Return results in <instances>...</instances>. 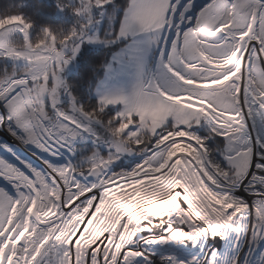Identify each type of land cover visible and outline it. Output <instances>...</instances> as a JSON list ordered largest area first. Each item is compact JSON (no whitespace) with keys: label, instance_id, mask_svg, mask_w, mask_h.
<instances>
[{"label":"snow or ice","instance_id":"1","mask_svg":"<svg viewBox=\"0 0 264 264\" xmlns=\"http://www.w3.org/2000/svg\"><path fill=\"white\" fill-rule=\"evenodd\" d=\"M114 3L80 0L73 12L84 23L67 33L43 26L33 35L36 24L24 14L0 15V59L13 61L0 69V105L21 142L55 156L86 134L99 141V125L114 149L108 157L94 152L86 167L49 163L46 171L0 159V179L17 193L0 189V264H156L153 245L172 249L162 250L159 264H204L182 246L233 234L237 244L249 235L253 246L264 242V141L257 158L248 127L264 123V0H211L195 22L188 16L194 0L179 16L173 0H129L119 32L93 36L92 10ZM172 29L178 35L169 48L163 40ZM141 34L165 48L159 78L141 79L131 96L80 103L63 74L81 48ZM127 56L143 75L142 50ZM4 121L0 114V127ZM204 121L229 141L228 169L192 132ZM134 152L149 155L131 172L108 175ZM89 176L94 183L83 182ZM246 181L258 203L234 194ZM145 232L152 235L141 248ZM207 264H220L218 254Z\"/></svg>","mask_w":264,"mask_h":264},{"label":"rangeland","instance_id":"2","mask_svg":"<svg viewBox=\"0 0 264 264\" xmlns=\"http://www.w3.org/2000/svg\"><path fill=\"white\" fill-rule=\"evenodd\" d=\"M48 1L55 2V3H57V5L58 4L66 5L65 4V1H66L67 4H69L72 8L80 6V0H48ZM197 1L198 0H194V3L192 4V8L190 11L191 13L190 12H189L190 14L188 13L189 16L192 18L193 22H195V19L198 16L199 12L211 3V0H205L204 1L205 3L201 7L197 8V7H195V5H196L195 2H197ZM177 2L181 5V7L178 8V10H177V15L179 16L180 13L183 11L182 6L185 4H188L189 0H173V3H177ZM64 10H67V6L64 8ZM92 15L94 17L95 23L90 27V33L93 36H99L100 38H104L103 33H102V31H103L102 25H103V21L105 20V15H104L103 9H98V8L93 9ZM74 17L76 18V22H77L76 28H78L82 23H84V20H83V18L77 17L76 15H74ZM100 21H102V23ZM181 27H183L184 30H187L188 28L191 27V25L177 24V28H181ZM174 34L178 35V32H176V29L170 30L169 35H167L164 38L163 44L166 42L167 43L166 45L167 46L169 45V47H170L171 43H173L174 38H175ZM110 35H111L110 33H108V35H107V33H105V37L110 36ZM122 41L124 43L123 46L121 47L120 50H118L117 52H115L111 56L109 63L105 67L104 76L99 80V82L97 83V85L94 89L93 94L97 100H99L102 96H105V95H108V96H120V95L131 96L135 92V90H136L138 84L140 83L141 79H153L155 81L156 79L159 78L160 70H159L158 64L160 63V59L161 58L164 59V57H165L164 53H163L162 57L160 56V51L163 47H157V46L151 44L149 42V39L147 37H145L143 34H141L139 36H130L124 40H117L116 42H114L112 44H108L106 41L104 43H88V44H85L81 48L80 53L82 54V52L87 51L90 48H92V49L93 48H104V47H108L111 45H115L117 42L122 43ZM137 46L142 50V64H143L142 71H143V75H141L140 71L136 67H130L128 65L127 53L129 52V50H131ZM81 54L77 55L75 60L70 65L67 66L66 71L63 74V78H64L66 83H67L68 77L74 72L75 65L76 66L78 65ZM65 103H68V98H65ZM0 106L3 107L2 105H0ZM113 109H115L117 111V108H113ZM5 110L8 111L7 109H5ZM252 122L254 123V126H256L255 129L259 126L258 130L261 132H264V123H261V121L259 119L255 120V121L249 120V124H248L249 131H251V133H252V139L253 138L256 139L257 136L253 135L255 133V130H254V127L252 126ZM10 123H11V121H9V122L7 121L3 126V128H5L6 131L9 132V135L5 134L4 132H2L0 130V145L4 146L7 144L6 147H8V149L0 147L2 149V150H0V153L4 154V156H0V159H3L5 161H7L9 164L15 165L17 167L20 165L21 161H25L28 164H31L32 167L37 169V170L46 171L47 166L45 164H49V161L46 160L45 162H40L39 159L33 157V155H35V154H33V152H31V151H28V155L32 156L36 160L37 163L26 161L22 157L21 150L18 149L16 147V145L12 142L11 136L16 137V132H15L14 128H12V127H11L12 131L9 130ZM168 123L173 124V120L170 119ZM204 123H205L204 125H205L206 129H208V131L212 133L211 126L207 123V121H204ZM14 127H15V125H14ZM17 130L19 132H21L19 129H17ZM98 130H99V128L97 125L94 128L95 133ZM13 132H15V135H13ZM88 135L89 134H86L84 137H82L76 141L75 146H74V151H75L76 157H77L78 146L82 143H88L89 142L88 137H87ZM195 135H197V134H195ZM199 137H201V136H199ZM259 137H260V139L255 140V141L258 142L260 145L261 141H264V137H262L261 135ZM221 138L226 142V145L222 149V156H223L222 160L218 159L217 156L216 157L214 156V158H213V155L210 157V159L214 164H217L224 169H228L230 167V161H229L228 157L231 154V149H230L229 141L224 137H221ZM254 139H253V141H254ZM255 141L253 143H255ZM249 142L252 146L251 136H250ZM206 147L208 148L207 144H206ZM208 151H209V148H208ZM259 152H260V146L257 149V157H259ZM66 153L67 152L65 151V154ZM209 153H210V151H209ZM57 155H60V154H57ZM148 155H149V153H147V152H143L140 154H138V152H136V157L133 159H130V161H127V163H126L128 165V164H130V162L132 163V161H134L131 166H129L126 169L122 168V170L118 171V172L114 171V173L115 174H121L124 172H131V171L135 170L138 166H140L148 158ZM39 164H41L42 166ZM108 171H111V172H108V175H113L111 168ZM0 180H1L0 182L5 184L11 190V192L8 189H5L7 187H5L4 190H7L10 195L15 196V194H16V192H15L16 190H14L15 188L12 186H8L7 182L4 179H0ZM83 182L94 183L95 181H94L93 177L89 176V177L83 178ZM247 192H248V194H250L248 189H247ZM262 245L264 247V242H262ZM154 247H155V245H154ZM157 249L158 250H156L154 253L152 252L154 254L155 259L158 257H161L162 250H164V251L172 250V249L166 248L165 245H159V247ZM260 250H262V247L259 248V251ZM152 251H153V249H152ZM254 259H257V256H254ZM137 264H139V262H137ZM156 264H159V261H156ZM261 264H264V257H263V261Z\"/></svg>","mask_w":264,"mask_h":264},{"label":"trees","instance_id":"3","mask_svg":"<svg viewBox=\"0 0 264 264\" xmlns=\"http://www.w3.org/2000/svg\"><path fill=\"white\" fill-rule=\"evenodd\" d=\"M67 10L60 11L57 3L50 2L48 0H0V15L10 14H24L28 19L35 22L36 27L33 30V35L41 29L43 26H51L54 29L63 30L69 32L71 29L76 28V18L74 17L73 8L67 4ZM129 0H115V3L108 5L104 11L105 20L102 25L103 37L105 33L112 34L113 32H119L121 27V21L123 20L126 9L128 7ZM122 43L117 42L115 45H111L104 48H90L87 51L82 52L78 65H75L74 72L68 77L67 84L80 103L86 106H94L98 100L94 96V89L99 80L105 74V67L110 61L111 56L121 49ZM13 61L0 59V69L8 67L11 69ZM67 98V97H66ZM67 105V103H65ZM112 114H115L116 110H110ZM205 123L202 122L199 126L194 127L192 132L201 136L206 141L209 148V156L213 155L222 160V149L226 145V142L206 129ZM170 126L172 124H169ZM16 127V126H15ZM99 130L96 135L102 139L109 140L111 137L105 131V129L98 125ZM18 129V128H16ZM22 133V132H21ZM96 140V141H93ZM92 141L88 143H82L77 148V159L75 166H87L89 158L94 152H99L103 157H108L107 152L101 151L97 147L96 136ZM141 152H138L140 154ZM130 162L126 167L128 168L133 164ZM110 170V169H109ZM122 169L117 167L115 171H121ZM111 172V171H108Z\"/></svg>","mask_w":264,"mask_h":264},{"label":"water","instance_id":"4","mask_svg":"<svg viewBox=\"0 0 264 264\" xmlns=\"http://www.w3.org/2000/svg\"><path fill=\"white\" fill-rule=\"evenodd\" d=\"M204 1L205 0H198L197 2H195L196 3L195 7H197V8L201 7L205 3ZM166 44L167 43L165 42L164 45H166ZM168 47H169V45H168ZM163 53H164V55H166L164 47L160 51L161 57H162ZM162 61H163V59L161 58L160 63L158 64L160 74H161V69H162ZM260 135L263 136L264 132L259 131V135L257 137H259ZM252 145H253L255 152L257 153V149L260 146L259 143L255 141V143H253ZM28 146L31 148V152H33V154H35L37 157H40V158L48 157V154L41 151L36 146L33 147V145H31L30 143H28ZM0 150H2V149L0 148ZM62 150H63V152L67 151L68 154H66V156L67 155L68 156L74 155V150H68V149H62ZM128 155L133 159L136 157V152L122 154L121 157L122 156H128ZM0 156H4V154L0 153ZM49 160H52L53 162L54 161L58 162V160H60L63 162V158L62 159H56L54 157H50ZM70 164L73 165V162L70 161ZM249 179H251V176L249 177ZM247 184H248V181H246L244 185H240L234 194L236 196L242 197L243 199L248 200V201H249V198L255 200V198L253 196L248 194L247 187H246ZM5 187H7V186L0 182V189H4ZM5 189H8L11 192V190L8 187ZM251 202H252V200H251ZM257 202H259V201H257ZM151 235L152 234L148 233V232L140 234V236L137 239V244L141 248L145 247L143 241L145 239L149 238ZM250 240H251L250 235L249 236H241L239 238L238 244H237V236L235 234L230 235L228 237H224V238L218 236L217 239L210 237L208 239V242L206 245L202 244L201 246L197 247V246L189 243L187 245L182 246L181 250L182 251L185 249L190 250L191 255H198L200 257V259L202 261H204V264H207L208 259L212 256L213 253L218 254L220 264H233V261L236 260L237 257H239L240 264H261L263 261V257H264V247L262 245V242L257 244L256 246H253L250 243ZM158 247H159V245H155V247H154V245L150 246L149 251L152 252V249L154 251H155V249L158 250L157 249ZM260 247H262V250L259 251ZM209 249H211L212 252H210ZM193 252H198L199 254H197V253L193 254ZM254 256H257V259H254ZM159 258L160 257L156 258V261H159Z\"/></svg>","mask_w":264,"mask_h":264},{"label":"flooded vegetation","instance_id":"5","mask_svg":"<svg viewBox=\"0 0 264 264\" xmlns=\"http://www.w3.org/2000/svg\"><path fill=\"white\" fill-rule=\"evenodd\" d=\"M66 98V97H65ZM1 111V110H0ZM8 121V120H7ZM252 121V120H251ZM9 122V121H8ZM11 124V123H10ZM261 124V123H260ZM262 125V124H261ZM252 126L254 127V130H255V133L253 134V135H256V136H258L259 135V126L255 129V127L256 126H254V123L252 122ZM11 127L12 128H14V130H15V132H16V137H12L11 136V139H12V142L16 145V147L18 148V149H20L21 150V152H22V157L26 160V161H29V162H35V163H37L36 162V160L34 159V158H37V159H39L40 160V162H45L46 160L47 161H49V163H51V164H54V165H56V166H58V164H60V165H62V166H66V165H69L70 164V161H72L73 162V166H75V161H76V159H77V157H76V155H75V151H74V155L73 156H66V154H68V153H66L65 154V151L63 152V150H61V151H59V153L58 154H60V155H55V156H53V155H51V154H49V153H47L46 152V154H48V157H46V158H40V157H37L36 155H33V157L32 156H30V155H28V151H31V148L28 146V144H25V143H22L21 142V140L18 138L19 136H22L23 135V133H21V132H19L15 127H14V125L13 124H11ZM250 132V136H251V142H252V144H253V142L255 141V140H258V139H260V137H256V139H254V141H253V139H252V133H251V131H249ZM8 136V135H7ZM88 141H92L93 140V138L95 137L94 135H91V134H89L88 136ZM262 137H264V135L262 136ZM93 141H96V140H93ZM98 141V140H97ZM97 147L99 148V150L101 149V151L102 150H104V152H107L106 154L107 155H110L111 153H112V151H114V149H112V146H111V138L109 139V140H106V139H102L101 141L99 140L98 142H97ZM7 145V144H6ZM6 145H0V147H2V148H4V147H6ZM31 145H33V144H31ZM75 146V145H74ZM33 147H35L34 145H33ZM252 147H253V145H252ZM24 152V153H23ZM67 152V151H66ZM45 154V153H44ZM47 156V155H46ZM50 157H54V158H56V159H62L63 158V162L62 161H60V160H58V162H56V161H52V160H49L50 159ZM48 158V159H47ZM130 159H132L129 155L128 156H120V158L114 163V164H112L111 165V169H112V172H113V174H115L114 173V171L116 170V168L117 167H119V168H124V166H126L127 164V161H130ZM43 164V163H42ZM39 165H41V164H39ZM46 166L48 165V164H45ZM42 166V165H41ZM19 168H21V169H24L26 172L28 171L26 168H23L24 167V165L20 162V165L18 166ZM47 170V169H46ZM29 174H31V173H29ZM13 187V186H12ZM14 189V188H13ZM16 192V191H15ZM17 194V193H16ZM16 194H15V196H16Z\"/></svg>","mask_w":264,"mask_h":264},{"label":"bare ground","instance_id":"6","mask_svg":"<svg viewBox=\"0 0 264 264\" xmlns=\"http://www.w3.org/2000/svg\"><path fill=\"white\" fill-rule=\"evenodd\" d=\"M191 13V12H190ZM189 13V14H190ZM189 14H188V16H189ZM0 114H3L4 116H5V121H4V124L7 122V111L3 108V107H1L0 106ZM4 126V125H3ZM0 130L2 131V132H4L5 134H8L9 135V132L8 131H6V129L5 128H3V127H0ZM5 149H8V147H4ZM15 157V156H14ZM20 160V159H19ZM18 164V163H17ZM58 166H62V165H60V164H58ZM23 168H25V167H23ZM22 170H24V169H22ZM25 171V170H24ZM7 182V181H6ZM7 185L8 186H12V184H10V183H8L7 182ZM15 190V189H14ZM8 192V191H7ZM251 200H252V202H256V203H258L257 201H255V200H253V199H251V198H249V201L251 202ZM218 238V236L217 237H215V239H217ZM210 250V252H212V250L211 249H209ZM155 251H156V249H155ZM154 250L152 251L153 253L155 252ZM195 253H197V254H199L198 252H193V254H195Z\"/></svg>","mask_w":264,"mask_h":264}]
</instances>
